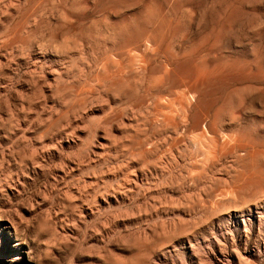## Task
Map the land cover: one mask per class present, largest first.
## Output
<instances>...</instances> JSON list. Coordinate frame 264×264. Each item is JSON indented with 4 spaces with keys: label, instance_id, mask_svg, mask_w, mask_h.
<instances>
[{
    "label": "rangeland",
    "instance_id": "obj_1",
    "mask_svg": "<svg viewBox=\"0 0 264 264\" xmlns=\"http://www.w3.org/2000/svg\"><path fill=\"white\" fill-rule=\"evenodd\" d=\"M0 264H264V0H0Z\"/></svg>",
    "mask_w": 264,
    "mask_h": 264
},
{
    "label": "bare ground",
    "instance_id": "obj_2",
    "mask_svg": "<svg viewBox=\"0 0 264 264\" xmlns=\"http://www.w3.org/2000/svg\"><path fill=\"white\" fill-rule=\"evenodd\" d=\"M98 1H99V0H98ZM107 1H108V0H107ZM114 3H115V2H114ZM116 3H117V2H116ZM116 3H115V4H116ZM165 39H166V38H165ZM142 49H143V48H142ZM207 128H208V127H207ZM200 135H201V134H200ZM200 135H199V136H200ZM207 141H208V140H207ZM203 145H204V144H203ZM206 148H207V147H206ZM209 148H210V147H209ZM209 152H210V151H209Z\"/></svg>",
    "mask_w": 264,
    "mask_h": 264
}]
</instances>
